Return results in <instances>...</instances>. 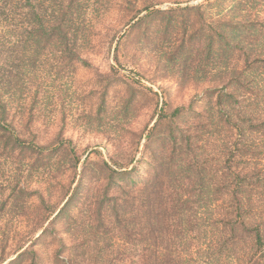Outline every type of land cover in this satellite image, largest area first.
<instances>
[{"label": "trees", "instance_id": "trees-1", "mask_svg": "<svg viewBox=\"0 0 264 264\" xmlns=\"http://www.w3.org/2000/svg\"><path fill=\"white\" fill-rule=\"evenodd\" d=\"M205 1L206 6L217 7V14H199L202 4L178 3L160 10L155 0H0V79L8 85V94L0 88V264H40L33 247L44 237H54L57 243L52 264H81L76 261L78 246L72 242L84 223L68 219L69 241L63 235L55 240L54 223L80 189L85 171H77L74 154L72 166L59 171L73 172L67 186L31 185L32 177L45 174L46 161L38 156L45 151L59 155L64 141L49 146L28 143L8 119L17 105L13 80L27 87L37 65L45 63L57 71L73 65L84 47L86 30L95 28L93 20L109 9L129 17L124 27L132 20L131 27H136L148 17L159 19L177 10L191 19L197 11L204 24L196 28L191 22L195 32L181 41L174 56L179 59L182 47L191 46L194 55L190 53L186 62L194 69L186 68L184 74L200 70L203 75L194 80L225 81L214 102L215 89L205 96V114L214 115L216 110V121L201 124L194 134L181 130L175 121L188 106L192 111V105L175 107L170 115L161 111L147 133L155 162L131 159L128 165L104 164L109 179L103 200L86 204L84 216L91 223V207L97 208L99 217L109 202V264H185L186 252L203 255L207 264H264V0ZM87 51L83 49V54ZM33 99L46 101L41 90ZM196 120H204L202 112H197ZM167 124L172 128L161 131ZM217 145L218 162L216 155H207ZM148 162L154 163V171L139 179ZM10 164L13 177L1 172ZM7 221L14 226H5ZM103 225L104 219L99 228ZM24 227L21 233L14 230ZM175 241L169 253L172 257L174 251L178 258L169 263L165 258ZM137 256L139 263L134 260Z\"/></svg>", "mask_w": 264, "mask_h": 264}, {"label": "rangeland", "instance_id": "rangeland-1", "mask_svg": "<svg viewBox=\"0 0 264 264\" xmlns=\"http://www.w3.org/2000/svg\"><path fill=\"white\" fill-rule=\"evenodd\" d=\"M155 2L156 8L160 10L175 8L179 3L181 7L204 5L199 9L201 15H206L207 12L214 15L218 12L216 6H206L205 0ZM180 12L181 10L174 11L171 16L166 13L159 19L155 16L148 17L136 27H131L135 22L132 20L124 27L129 17H120L109 9L100 19L93 20L95 28L92 29L91 25L90 30H86L83 49H88V53L83 54L81 49L74 57L73 65H66L63 71H57L55 67L45 63L41 64L43 66L37 65L27 87L24 84L25 87H20L23 82L17 85L13 80V88L16 91L14 100L17 105L12 109L8 121H12L18 135L28 143L38 141L40 145L49 146L62 139L65 145L59 155L45 151L43 156H38L40 161H46L42 169L45 174L32 177L31 185L67 186L73 172L61 174L59 171L72 166L74 154L79 161L77 171H85L86 176L80 189L54 223V229L58 233L55 240L63 235L67 241L70 237L67 231L68 219L78 218V225L84 223L76 230L75 236L78 232V239L72 242V246H78L76 261L79 260L81 264H109V202L99 217L97 208L91 207V223H88L84 216L86 204L91 205L96 200H103L102 195L104 196V188L109 179L106 167H109L110 163L128 165L131 164V159L155 162L148 150V146L154 144L147 146V133L161 111L170 115L175 107L192 105V111L188 106L175 121L181 130L191 129L194 134L198 132L195 129L200 128L201 124H210V119L217 120L216 110L214 115L213 112L210 115L205 114L208 107L205 96L209 90L215 89L211 100L214 102L218 87L225 81L211 77L194 80L197 79L194 76L203 75L200 70H197L198 73L188 71V76L184 74V69H194V65L188 68L186 62L190 57L191 46L182 47L179 59L174 53L181 41L187 40L195 32L191 22L197 25V28L199 24H204V21L197 11L191 19ZM143 14L145 12L140 13V16ZM187 14L189 15L188 12ZM2 62L0 57V78ZM42 67L45 68L43 71ZM1 87L4 88L2 91L8 94V85H2L0 79ZM39 90L46 97V101L42 103L33 99ZM27 93H32V96L27 97ZM24 100L25 103L22 102ZM198 111L203 113V121L196 120ZM171 126L173 125L167 124L159 127L161 131H168ZM155 139L157 136L154 141ZM220 148L218 145L212 147L207 150V155H216L213 157L218 162ZM167 150V155L171 154V147ZM11 166L13 165L2 167L1 172L4 171L5 176L10 172L13 177L16 173L12 175ZM154 169V163L145 165L139 171L138 178H144ZM23 180L27 181L25 178ZM72 185H76V180ZM62 203L60 202L59 207ZM102 219L105 220V225L100 229ZM4 225L14 226L8 221L4 222ZM26 225L31 226L29 222ZM23 229L25 227L14 230L21 233ZM173 244H176V241L170 242L165 258L169 263L178 258L174 251V256L170 257L169 252L172 253ZM56 246L54 237L39 240L33 248L38 253L40 264L53 263L52 253ZM175 248L176 246L173 250ZM202 258L201 254L190 256L186 252L183 254L182 263L207 264ZM138 259V256L134 257L136 263H139Z\"/></svg>", "mask_w": 264, "mask_h": 264}]
</instances>
